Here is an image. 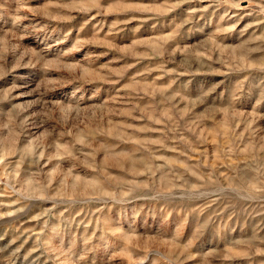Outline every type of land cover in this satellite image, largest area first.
Returning <instances> with one entry per match:
<instances>
[{
	"label": "rangeland",
	"instance_id": "1",
	"mask_svg": "<svg viewBox=\"0 0 264 264\" xmlns=\"http://www.w3.org/2000/svg\"><path fill=\"white\" fill-rule=\"evenodd\" d=\"M0 264H264V0H0Z\"/></svg>",
	"mask_w": 264,
	"mask_h": 264
}]
</instances>
